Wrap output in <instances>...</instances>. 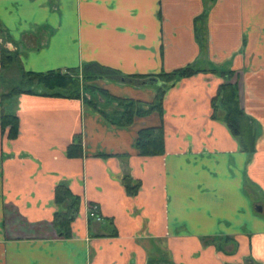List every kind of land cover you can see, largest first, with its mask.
<instances>
[{
  "label": "crops",
  "instance_id": "crops-1",
  "mask_svg": "<svg viewBox=\"0 0 264 264\" xmlns=\"http://www.w3.org/2000/svg\"><path fill=\"white\" fill-rule=\"evenodd\" d=\"M0 31L18 78L86 64L208 70L177 80L162 113L128 127L106 119L120 108L100 90L85 92L88 109L82 98L14 96L18 132L0 129V264H264V0H0ZM223 70L258 129L253 152L214 111ZM93 83L147 104L156 94L141 80ZM151 126L162 127L164 152L140 155L137 132ZM76 137L81 154L68 156ZM123 176L139 184L134 196ZM60 183L79 200L68 237L53 223L72 201L56 203Z\"/></svg>",
  "mask_w": 264,
  "mask_h": 264
},
{
  "label": "trees",
  "instance_id": "trees-1",
  "mask_svg": "<svg viewBox=\"0 0 264 264\" xmlns=\"http://www.w3.org/2000/svg\"><path fill=\"white\" fill-rule=\"evenodd\" d=\"M0 38L7 39L0 31ZM18 55L9 51L7 48L0 47V77L9 69V67L17 63ZM200 71H208L200 69L196 66L187 65L185 67L175 69L172 72L160 73L157 75H122L116 70L104 68L98 65L86 64L83 68H70L67 71L49 70L45 72L20 71L18 85L11 87L0 95V129L2 132L7 130V136L14 138L18 132V117L15 113L8 111L4 102L12 99L14 96L22 93L41 94L49 96H63L69 98H82L84 106L93 104L91 97H86L85 92L90 94L100 90L102 96L111 102H116L120 108L119 114L113 118H106L111 124L128 127L134 118L146 116L151 112L162 113V101L166 91L175 85V82L181 78L197 74ZM217 73V71L211 70ZM218 74L224 78L225 82L220 84L218 95L212 100L215 110H222V118L230 130L231 134L236 137L242 149L246 152L254 151V142L259 135L258 129H254L250 124V118L244 115L239 107L238 85L230 82L233 72L223 70ZM118 80H137L151 82L155 86V98L147 104L138 100L129 98H121L110 95L104 89L98 88L93 82L96 79ZM150 83V84H151ZM215 117V115H214ZM248 123V124H247ZM246 124L248 126H246ZM134 147L140 155H161L164 152V135L160 126H151L141 128L137 132ZM68 156H80L81 141L76 137L75 141L68 147ZM100 156H104L100 154ZM121 182L126 192L134 196L138 190L139 184L133 183L129 176H123ZM72 199L67 208L58 211L54 216V226L58 230L60 236L68 237L71 235L70 223L78 214L77 197H73L65 184L56 185L55 201L63 203Z\"/></svg>",
  "mask_w": 264,
  "mask_h": 264
},
{
  "label": "rangeland",
  "instance_id": "rangeland-1",
  "mask_svg": "<svg viewBox=\"0 0 264 264\" xmlns=\"http://www.w3.org/2000/svg\"><path fill=\"white\" fill-rule=\"evenodd\" d=\"M18 82L19 78L14 75L12 71L6 70L0 77V95L1 93L6 92L11 87L18 85ZM12 100L13 99H8L6 100V102H4L5 108L10 112H12V109L14 108ZM88 108H90V106H86V109ZM89 218L93 219L92 217Z\"/></svg>",
  "mask_w": 264,
  "mask_h": 264
},
{
  "label": "built area",
  "instance_id": "built-area-1",
  "mask_svg": "<svg viewBox=\"0 0 264 264\" xmlns=\"http://www.w3.org/2000/svg\"><path fill=\"white\" fill-rule=\"evenodd\" d=\"M88 217H92L93 219L97 220V221H101L102 217L100 216V214L97 211V206L94 204H88Z\"/></svg>",
  "mask_w": 264,
  "mask_h": 264
}]
</instances>
